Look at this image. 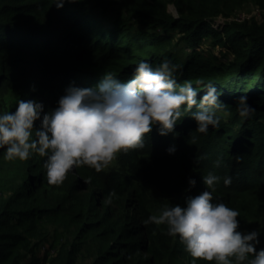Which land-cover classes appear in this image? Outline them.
<instances>
[{
    "label": "trees",
    "instance_id": "1",
    "mask_svg": "<svg viewBox=\"0 0 264 264\" xmlns=\"http://www.w3.org/2000/svg\"><path fill=\"white\" fill-rule=\"evenodd\" d=\"M250 1L262 10L260 20L215 27L217 16ZM53 3L0 0V113L15 111L19 98L41 101L49 111L70 84L94 87L104 74L128 80L141 60L157 66L167 57L180 65L178 84L190 82L202 95L200 82L211 80L223 91L220 126L198 132L193 106L173 133L154 127L143 148L121 152L99 171L74 166L60 185L48 182L47 157L6 160L0 148V264H215L192 257L167 225L143 222L204 191L202 176L210 170L221 177L208 189L214 202L238 209L241 229L259 228L258 248L264 247V0ZM174 38L184 44L180 51ZM209 42L219 54L203 48ZM240 94L256 108L247 119L234 102ZM166 164L182 177L163 185L155 167ZM225 176L232 178L228 186ZM151 185L161 186L159 196Z\"/></svg>",
    "mask_w": 264,
    "mask_h": 264
},
{
    "label": "clouds",
    "instance_id": "2",
    "mask_svg": "<svg viewBox=\"0 0 264 264\" xmlns=\"http://www.w3.org/2000/svg\"><path fill=\"white\" fill-rule=\"evenodd\" d=\"M70 2L75 0H54L53 4L63 8ZM179 68L167 57L157 66L141 60L128 80L104 74L94 87L70 84L49 111H44L41 101L19 98L15 111L0 113L4 158L28 160L34 153L47 157L48 182L60 185L74 166L88 165L99 171L121 152L143 148L145 134L154 127L158 126L160 135L173 133L184 110L193 106L197 110L191 117L198 132L207 133L209 126L218 128L223 91L211 80L200 82L202 95L190 82L178 84L175 73ZM234 102L242 118L256 111L247 94L234 97ZM167 151L174 153L176 146ZM221 163L220 158L214 161L216 167ZM202 179L207 187L200 194L189 195L183 206L165 207L143 222L167 225L168 234H178L192 257L215 264H264V247L258 248L260 229L242 230L239 210L223 201L214 202L208 189L220 182L219 175L210 170ZM188 183L194 187L197 181L190 177ZM231 183V176L223 178L225 186Z\"/></svg>",
    "mask_w": 264,
    "mask_h": 264
},
{
    "label": "rangeland",
    "instance_id": "3",
    "mask_svg": "<svg viewBox=\"0 0 264 264\" xmlns=\"http://www.w3.org/2000/svg\"><path fill=\"white\" fill-rule=\"evenodd\" d=\"M109 10L111 9L109 8ZM167 10L173 13L174 15H177V10L172 3L167 4ZM261 14H262V10L260 9V7L256 6V4H254L252 1L244 2L242 3L241 6L236 7L235 10H233L229 16H223V15L217 16L216 17L217 24H215V27H217L220 23H223V22H227V21L241 22L243 20L250 19L251 17H254L257 20H260V16H262ZM135 22H136L135 19H131V23H135ZM120 30L123 32L125 31L124 29H120ZM174 42H175V46L178 51H180L182 47H184V44L181 43L180 41L179 42L176 41L175 38H174ZM203 48L206 51L211 50L213 52H216L217 54H219V50H220L218 47H212L210 42L203 44ZM188 50L189 49L186 47L183 51H188ZM181 59H185V57L180 55L179 60L181 61ZM156 173H157L156 175L157 181H159L160 183L163 182L162 183L163 185H165V183L169 181L177 180L180 177H182V173L179 172L175 166H172L169 164L160 166L159 169L155 167V174ZM148 189L150 192L154 193L157 196H159L161 193V186L159 185H151L150 188L148 187ZM43 251H44V247H42V251L40 255H42ZM51 252L52 251H50L49 253Z\"/></svg>",
    "mask_w": 264,
    "mask_h": 264
}]
</instances>
